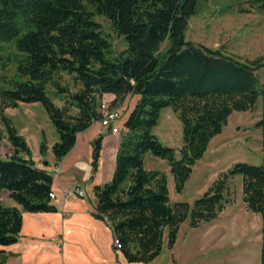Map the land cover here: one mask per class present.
I'll return each instance as SVG.
<instances>
[{
  "label": "trees",
  "instance_id": "trees-1",
  "mask_svg": "<svg viewBox=\"0 0 264 264\" xmlns=\"http://www.w3.org/2000/svg\"><path fill=\"white\" fill-rule=\"evenodd\" d=\"M200 0H0V61L4 42L13 41L16 73L0 87V121L11 153L0 158V190L16 207L0 203V245L16 242L21 211L53 212L48 197L52 176L31 158L24 138L3 114L18 102H39L56 133L50 147L58 162L73 147L78 132L98 121L102 93L113 94L119 108L128 95L134 103L119 125V142L109 180L92 186L93 215L105 222L127 262L147 263L167 248L180 223L189 227L217 217L228 204V182L241 176L244 208L261 219L260 264H264V167L237 161L221 172L189 205L170 202L165 173L143 167V155L164 159L180 192L194 162L220 133L232 111H246L260 100L264 147V82L258 70L264 55L240 59L184 37L189 15ZM264 11V0H242ZM103 16L124 48L110 57L111 42L95 16ZM1 66V65H0ZM71 79L61 84V75ZM51 87V92L48 90ZM46 90L62 101L55 105ZM170 107L181 124V145L174 149L152 133L159 110ZM74 109L71 112V109ZM120 117V116H119ZM2 135L0 133V140ZM101 134L91 141V174L96 170ZM45 150L40 142L38 151ZM1 253V251H0ZM0 256V264L4 263Z\"/></svg>",
  "mask_w": 264,
  "mask_h": 264
},
{
  "label": "rangeland",
  "instance_id": "rangeland-1",
  "mask_svg": "<svg viewBox=\"0 0 264 264\" xmlns=\"http://www.w3.org/2000/svg\"><path fill=\"white\" fill-rule=\"evenodd\" d=\"M94 18L111 42L109 56H115L124 48L123 37L115 34L103 16L96 15ZM184 37L193 43H199L213 49L218 48L226 54L251 60L264 55V11L249 7L242 0H200L195 5V13L187 18ZM15 52L13 41L4 42L2 51L4 63L0 61V87H4V79L10 78L16 73ZM258 75L260 80L264 82V67L258 70ZM60 82L71 85L70 77L65 74L61 75ZM48 90L51 92L50 86H48ZM48 90H46V94L52 102L61 106L62 101L54 98ZM127 103L121 104L124 111L120 120H117L118 125L129 109H126ZM73 111L72 108L71 112ZM2 112L9 118L17 133L24 138L33 158L37 159L38 162L40 160L37 156L40 142L45 145L43 156L46 157L51 154L50 146L57 140V133L39 102H18L15 107H6ZM259 116V99L249 110L232 111L220 133L209 140L202 156L192 165L189 177L180 192L174 190L172 175L164 159L156 157L150 152H145L142 160L143 167L165 173L170 202H186L190 205L193 199L198 197L221 172L227 170L233 163L243 161L264 167V147L260 142V129L254 126V122ZM100 128L104 130V127ZM0 133L2 135L0 158H4L11 153V148L5 138L1 121ZM93 133L89 130L79 138L75 152L67 157L63 166V172H72V175H75V180L80 184L83 196L77 199H81L90 207L94 204L91 186L88 181L84 182L82 179V171L71 167V163L75 158L85 160L90 157V143L87 141ZM152 133L162 144L172 147L177 156V149L181 145V124L170 107L159 110ZM95 136L94 134L93 137ZM52 166L49 164V167ZM51 175L56 174L51 173ZM1 196L3 198L4 194ZM228 197L230 201L217 215L214 222L223 226L230 225L232 235H227V229L224 230L218 241L219 245L214 247L212 246L214 240L206 244L208 241L206 238L217 232L218 228H212L208 225V230L199 231L198 228L189 227L186 219L180 223L172 246L167 248L163 236L159 255L145 264H257L259 256L256 236L260 218L258 214L251 213L244 208L241 200L240 175H234L229 180ZM92 213L93 210L91 215L94 217ZM238 223H245L247 226V234L243 238L240 237L242 230L234 228V225ZM105 225L111 231V228L107 224ZM236 237L238 238L236 239ZM112 245L113 235L109 251L108 253L104 252L102 257H105L107 263L116 264L117 260L113 257L116 253L119 254L120 258L121 255L119 250ZM80 264L89 263L80 262ZM126 264L128 263L126 262Z\"/></svg>",
  "mask_w": 264,
  "mask_h": 264
},
{
  "label": "crops",
  "instance_id": "crops-1",
  "mask_svg": "<svg viewBox=\"0 0 264 264\" xmlns=\"http://www.w3.org/2000/svg\"><path fill=\"white\" fill-rule=\"evenodd\" d=\"M112 99L113 94L102 93L99 101L106 100L111 103ZM134 99L132 95H128L124 98L122 103L128 102L126 104V109L132 107ZM120 117H122L121 114ZM117 126L118 132H110L109 129L105 127L104 130H102L100 127L103 126H101L98 121L92 122L88 128L76 134L73 147L58 162L54 161L52 153L45 157L38 151L37 156L40 159L39 162L31 155L36 165L46 166L47 170L50 168L49 164H57L59 167V172L54 176L51 175V190L56 194V199L52 200V202L56 207V211H21V225L16 242L9 245H0V256H4L5 264H80V262L89 264H109L105 257H102L104 256L102 254L104 252L108 253L112 234L110 229L106 227L105 222L91 215L94 204L93 206L91 205V207L87 206L81 199H77L81 197L76 196H68L62 199L59 189L67 185H77L80 187L79 182L75 180V175H72V172H63V166L66 163L65 160L67 157L75 152L79 143V138L89 130H91L92 133L94 132L92 137H90L91 141L98 134H101L96 170L91 174L90 157L85 160L75 158L72 160L71 167L82 171L81 177L84 182H89L91 189L93 185L102 184L110 179L114 166L115 152L119 142V125L117 124ZM94 134L96 135L95 137H93ZM90 138L87 141L88 143H91ZM43 162H46V164H43ZM2 194H4L3 198L1 196ZM0 203L4 206L16 207L20 210V206L9 197L8 192L5 190H0ZM214 219L208 222H201L204 224L201 225L200 223L195 228H198L199 231L208 230V225L212 228H218L217 232L210 234L209 237L206 238L208 240L206 244L214 240L212 246L216 247V245H219L218 241L222 237V232L224 230L227 229V235H232V233H230L232 227L230 225L223 226L218 224L214 222ZM260 227L261 219L256 236L258 240V256L261 245ZM234 228L242 230L241 238L246 236L247 226L245 223L235 224ZM237 238L238 237H236V239ZM112 246L114 247V245ZM113 258L117 260L118 264H126L127 262L122 255L120 258L118 253H116ZM127 263L145 264L141 262ZM257 264H260V259Z\"/></svg>",
  "mask_w": 264,
  "mask_h": 264
},
{
  "label": "built area",
  "instance_id": "built-area-1",
  "mask_svg": "<svg viewBox=\"0 0 264 264\" xmlns=\"http://www.w3.org/2000/svg\"><path fill=\"white\" fill-rule=\"evenodd\" d=\"M98 109L100 111V118L98 122L101 126L108 128L110 132H118L117 120L119 119L120 113L118 107H113L108 101L101 100L98 104ZM48 172L57 174L59 172V167L57 164L53 165L48 169ZM61 198H66L68 196L82 197L83 192L77 185H67L62 186L59 189ZM50 200L56 199V194L53 191L48 193ZM113 245L118 246V241L116 238H113Z\"/></svg>",
  "mask_w": 264,
  "mask_h": 264
},
{
  "label": "water",
  "instance_id": "water-1",
  "mask_svg": "<svg viewBox=\"0 0 264 264\" xmlns=\"http://www.w3.org/2000/svg\"><path fill=\"white\" fill-rule=\"evenodd\" d=\"M43 164H46V162H43Z\"/></svg>",
  "mask_w": 264,
  "mask_h": 264
}]
</instances>
